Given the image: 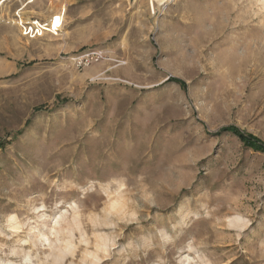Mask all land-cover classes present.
<instances>
[{
    "label": "rangeland",
    "instance_id": "374dc122",
    "mask_svg": "<svg viewBox=\"0 0 264 264\" xmlns=\"http://www.w3.org/2000/svg\"><path fill=\"white\" fill-rule=\"evenodd\" d=\"M158 7L0 0V264H264V0Z\"/></svg>",
    "mask_w": 264,
    "mask_h": 264
},
{
    "label": "trees",
    "instance_id": "16d2710c",
    "mask_svg": "<svg viewBox=\"0 0 264 264\" xmlns=\"http://www.w3.org/2000/svg\"><path fill=\"white\" fill-rule=\"evenodd\" d=\"M172 81L178 82V83H182V81H180L177 78H171ZM219 132H231L234 135H237L238 138H240L243 143L245 144V146L253 148L254 150L257 151H261L264 152V145L261 144L260 142H258V140L249 137L247 135H244L241 131L237 130L234 127H225L222 128L221 130H219Z\"/></svg>",
    "mask_w": 264,
    "mask_h": 264
},
{
    "label": "built area",
    "instance_id": "2783aa9c",
    "mask_svg": "<svg viewBox=\"0 0 264 264\" xmlns=\"http://www.w3.org/2000/svg\"><path fill=\"white\" fill-rule=\"evenodd\" d=\"M55 18V17H54ZM48 21H40L38 19H32L30 21H25L22 23V29L25 31V34L35 37L43 32L47 31L49 28ZM53 27V25H52ZM47 29V30H46Z\"/></svg>",
    "mask_w": 264,
    "mask_h": 264
},
{
    "label": "bare ground",
    "instance_id": "6f19581e",
    "mask_svg": "<svg viewBox=\"0 0 264 264\" xmlns=\"http://www.w3.org/2000/svg\"><path fill=\"white\" fill-rule=\"evenodd\" d=\"M169 0H150V10H151V12L150 13H155L156 12V10L157 9H159V7L158 6H160V5H163L164 3H166V2H168ZM156 5H155V4ZM165 6V5H164ZM145 12V10H142V11H140V13H144ZM156 14V13H155ZM52 27V26H51ZM53 28V27H52ZM48 29V30H47ZM46 30H47V32H51V33H54V32H57L58 30H54V29H50V27L49 28H47Z\"/></svg>",
    "mask_w": 264,
    "mask_h": 264
}]
</instances>
